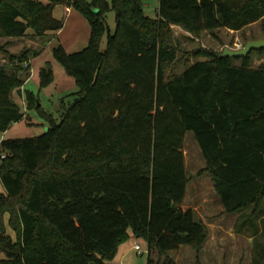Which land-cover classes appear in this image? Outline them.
<instances>
[{"label":"trees","instance_id":"obj_1","mask_svg":"<svg viewBox=\"0 0 264 264\" xmlns=\"http://www.w3.org/2000/svg\"><path fill=\"white\" fill-rule=\"evenodd\" d=\"M57 5L78 10L90 23V38L79 51L54 48L78 87L61 121L24 89L27 109L49 127L37 136L0 139V264H107L132 236L147 243L148 264H175L169 251L182 245L199 254L208 225L181 207L188 131L224 211L252 206L249 217L260 216L264 63L253 66L252 55L264 48L231 57L201 47L194 55L205 60L171 79L167 72L179 51L172 25L193 36L241 30L264 20V0H160L157 18L145 14L142 0H0V38L62 29ZM36 53L11 54L10 64L0 66L2 132L28 116L13 93L30 77ZM40 76L41 87L54 80L51 63Z\"/></svg>","mask_w":264,"mask_h":264},{"label":"rangeland","instance_id":"obj_2","mask_svg":"<svg viewBox=\"0 0 264 264\" xmlns=\"http://www.w3.org/2000/svg\"><path fill=\"white\" fill-rule=\"evenodd\" d=\"M111 2V0H108ZM144 12L151 18H157L160 0H142ZM65 5H57L54 16L64 19V27L59 31L48 30L45 35H36L32 29L22 37L0 38V66L10 64L11 54H20L23 50L36 49L31 58L30 77L24 83V89L38 95L37 103L61 121L63 110L74 100L78 90L73 76L68 75L64 66L54 55V48L63 45L68 52L84 48L90 38L91 27L86 18L80 15L66 16ZM71 15V16H70ZM83 20H81V19ZM84 18V19H83ZM110 30L116 28V12L111 9L107 13ZM174 38L179 47L178 59L167 72L168 78L180 75L194 61L206 58L197 57L194 52L201 48H211L223 52L226 47L242 48L249 40L264 39V20L251 23L241 30L220 27L215 31H203L193 36L181 26L172 25ZM107 34L104 35L100 48L106 49ZM51 63L54 80L41 87L40 70ZM264 63V53L252 55V65ZM26 76V73H22ZM24 90L13 93L14 100L21 104L26 117L12 124L5 132L0 131V139L37 136L44 133L49 122L36 110L26 109L27 101ZM26 105V108H25ZM185 166L189 182L183 208H193L198 219L203 220L209 229V237L198 254L190 245L172 250L169 256L175 264H264V212L257 218L249 217L253 207L249 206L243 213H227L215 190L210 174L205 171L206 162L201 153L193 132L185 134L184 142ZM0 191L5 188L0 180ZM250 219V220H249ZM9 232L15 237L13 230ZM139 243L144 249L147 243L141 238L131 237L121 248L125 264H148V254L140 253L134 245ZM3 255V254H1ZM155 257V254H153Z\"/></svg>","mask_w":264,"mask_h":264},{"label":"water","instance_id":"obj_3","mask_svg":"<svg viewBox=\"0 0 264 264\" xmlns=\"http://www.w3.org/2000/svg\"><path fill=\"white\" fill-rule=\"evenodd\" d=\"M264 48V39L249 40L242 48L232 49L226 47L221 53L222 56L242 57L248 55L252 50Z\"/></svg>","mask_w":264,"mask_h":264},{"label":"crops","instance_id":"obj_4","mask_svg":"<svg viewBox=\"0 0 264 264\" xmlns=\"http://www.w3.org/2000/svg\"><path fill=\"white\" fill-rule=\"evenodd\" d=\"M55 11V10H54ZM64 12H65V14H66V16H68L69 14H71V15H76L77 16V14L78 15H80L81 17H84L78 10H76L75 8H73V7H67V6H64ZM70 15V16H71ZM78 17V16H77ZM85 18V17H84ZM83 18V19H84ZM81 19V18H80ZM82 20V19H81ZM83 21V20H82ZM64 27V26H63ZM61 30V29H60ZM59 30V31H60ZM24 87V86H23ZM22 87V89L24 90V88ZM1 192H4V191H0V193ZM181 207L183 208V206L181 205ZM184 209H186V208H184ZM132 237H134V236H132ZM125 243H127V241L125 242ZM125 243H123L121 246H120V248H119V251H118V254H117V258H120L121 256H122V253H121V248H122V246L125 244ZM183 246V245H182ZM182 246H180V247H182ZM179 247V248H180ZM172 251V250H171ZM171 251H169V253L171 252Z\"/></svg>","mask_w":264,"mask_h":264},{"label":"built area","instance_id":"obj_5","mask_svg":"<svg viewBox=\"0 0 264 264\" xmlns=\"http://www.w3.org/2000/svg\"><path fill=\"white\" fill-rule=\"evenodd\" d=\"M25 103H26V100L24 101V104ZM25 108H26V105H25ZM134 247L140 253H143V252H146L147 254L149 253L148 247L146 249H144L138 242L134 245ZM107 264H125V263H124L123 259L115 257V258L108 260Z\"/></svg>","mask_w":264,"mask_h":264}]
</instances>
